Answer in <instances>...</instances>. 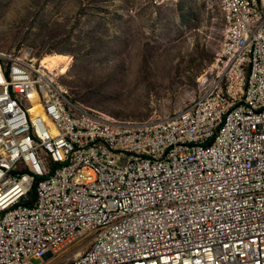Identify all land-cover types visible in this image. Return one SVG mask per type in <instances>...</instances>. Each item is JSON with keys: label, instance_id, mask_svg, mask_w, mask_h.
Here are the masks:
<instances>
[{"label": "built area", "instance_id": "1", "mask_svg": "<svg viewBox=\"0 0 264 264\" xmlns=\"http://www.w3.org/2000/svg\"><path fill=\"white\" fill-rule=\"evenodd\" d=\"M219 2L203 92L158 122L82 112L0 52V264H264V0Z\"/></svg>", "mask_w": 264, "mask_h": 264}, {"label": "rangeland", "instance_id": "2", "mask_svg": "<svg viewBox=\"0 0 264 264\" xmlns=\"http://www.w3.org/2000/svg\"><path fill=\"white\" fill-rule=\"evenodd\" d=\"M222 18L219 0H0V52L67 55L53 73L77 109L158 122L203 92ZM86 245L45 264H67Z\"/></svg>", "mask_w": 264, "mask_h": 264}, {"label": "bare ground", "instance_id": "3", "mask_svg": "<svg viewBox=\"0 0 264 264\" xmlns=\"http://www.w3.org/2000/svg\"><path fill=\"white\" fill-rule=\"evenodd\" d=\"M69 62V56L64 55V54H60V55H46L43 56L40 59V65L42 68L47 69L49 72L53 73L55 71H59L62 68H64L66 66V64H68ZM55 75H57L56 73H54ZM33 113L35 114H39L41 112V107L39 106V104L34 105V107L31 110ZM103 121H107V122H115L113 120H111L110 118L107 117H100Z\"/></svg>", "mask_w": 264, "mask_h": 264}]
</instances>
